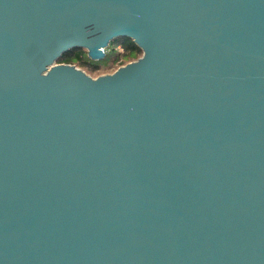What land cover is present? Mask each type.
I'll use <instances>...</instances> for the list:
<instances>
[{"label": "water", "instance_id": "water-1", "mask_svg": "<svg viewBox=\"0 0 264 264\" xmlns=\"http://www.w3.org/2000/svg\"><path fill=\"white\" fill-rule=\"evenodd\" d=\"M0 264H264V0H0Z\"/></svg>", "mask_w": 264, "mask_h": 264}, {"label": "trees", "instance_id": "trees-1", "mask_svg": "<svg viewBox=\"0 0 264 264\" xmlns=\"http://www.w3.org/2000/svg\"><path fill=\"white\" fill-rule=\"evenodd\" d=\"M140 55V49L131 40L120 38L111 42L105 50V57L102 61H91L85 50L74 49L63 54L58 62L81 67L85 69V73H94L100 69L116 70L121 65L135 61Z\"/></svg>", "mask_w": 264, "mask_h": 264}, {"label": "rangeland", "instance_id": "rangeland-1", "mask_svg": "<svg viewBox=\"0 0 264 264\" xmlns=\"http://www.w3.org/2000/svg\"><path fill=\"white\" fill-rule=\"evenodd\" d=\"M141 56V55H140ZM99 63H101V64H105L104 62H99ZM79 69H81V70H83L84 72H86L85 71V69H83V68H81V67H78ZM112 72H114V70H109V69H100V70H98L97 72H94V73H87V74H89L92 78H95V77H97V76H100V75H105V74H110V73H112Z\"/></svg>", "mask_w": 264, "mask_h": 264}, {"label": "built area", "instance_id": "built-area-1", "mask_svg": "<svg viewBox=\"0 0 264 264\" xmlns=\"http://www.w3.org/2000/svg\"><path fill=\"white\" fill-rule=\"evenodd\" d=\"M125 65V64H124ZM121 66H123V65H121ZM120 67V66H119Z\"/></svg>", "mask_w": 264, "mask_h": 264}]
</instances>
